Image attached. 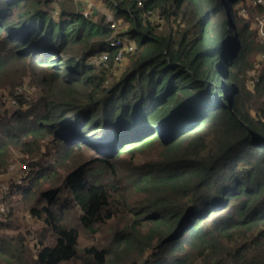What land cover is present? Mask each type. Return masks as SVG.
<instances>
[{
	"label": "trees",
	"instance_id": "16d2710c",
	"mask_svg": "<svg viewBox=\"0 0 264 264\" xmlns=\"http://www.w3.org/2000/svg\"><path fill=\"white\" fill-rule=\"evenodd\" d=\"M102 2L0 0V264H264V0Z\"/></svg>",
	"mask_w": 264,
	"mask_h": 264
},
{
	"label": "rangeland",
	"instance_id": "374dc122",
	"mask_svg": "<svg viewBox=\"0 0 264 264\" xmlns=\"http://www.w3.org/2000/svg\"><path fill=\"white\" fill-rule=\"evenodd\" d=\"M74 2L81 9V12H82V14H83L84 17L91 16L93 19L96 20L98 15L99 16L100 15H104L106 17V20L108 22L112 23V19H113L112 18V13L108 9V7L102 2V0H74ZM236 7H238V5ZM229 17H230V13H229ZM229 17H228V19H230ZM229 23H231L230 20H229ZM253 27H256L257 28L259 37L263 39V37H264V34H263L264 32H262L263 31L262 28L264 29V22H263V20L260 21L257 25H254ZM121 28L122 27H119V28L117 27V30L119 31ZM230 29H231V27H230ZM62 52L63 53H66V54L67 53H70L67 50L66 51L64 50ZM261 62H264V55L261 56L258 60H256V68L259 67V65H260ZM121 67H119V68L121 69ZM120 69H119V71H116L115 73L118 74L120 72ZM257 74H258V72L256 70L253 71L250 74V78L253 77V75H256V77H257ZM252 82H253L252 79H250L248 81V83H247V87L248 88H251L252 87ZM27 85H28V83H27ZM0 93H3V91H0ZM16 159L17 160H15V162L13 164H11L7 168V170H6V173L7 174L0 175V194L6 192V189L9 187L8 183H11V184L16 183L15 182L16 181L15 179L17 177V174L19 173V171H18V165L19 164H24V163H22L20 161V157L19 156H16ZM19 175H20V173H19ZM12 178L14 179L13 181H11ZM0 210H1V205H0Z\"/></svg>",
	"mask_w": 264,
	"mask_h": 264
},
{
	"label": "built area",
	"instance_id": "2783aa9c",
	"mask_svg": "<svg viewBox=\"0 0 264 264\" xmlns=\"http://www.w3.org/2000/svg\"><path fill=\"white\" fill-rule=\"evenodd\" d=\"M110 28L112 30H114L115 29V25L111 23ZM107 41H108V45L110 47H118L119 48L118 49V52L116 53V55L114 57V60L116 62H119L121 60V58H122V51H124V50L130 51L131 50V46L125 45L124 42H122L120 39L116 38L113 34H111L108 37ZM105 59H106V54H103L102 55V60H105ZM18 167H19L18 171H19L20 175H19V173L17 174V177L18 178L16 177V179H15L16 181L15 182L19 184L25 178L26 173L28 171V168L24 164H19ZM13 180L14 179L12 178L11 181H13ZM9 184L10 183H8V185ZM8 188L6 189V191L8 190Z\"/></svg>",
	"mask_w": 264,
	"mask_h": 264
}]
</instances>
